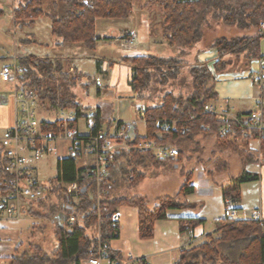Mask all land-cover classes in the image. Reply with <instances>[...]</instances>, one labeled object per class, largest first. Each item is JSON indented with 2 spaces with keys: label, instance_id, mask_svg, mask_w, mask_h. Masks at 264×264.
I'll return each instance as SVG.
<instances>
[{
  "label": "trees",
  "instance_id": "trees-1",
  "mask_svg": "<svg viewBox=\"0 0 264 264\" xmlns=\"http://www.w3.org/2000/svg\"><path fill=\"white\" fill-rule=\"evenodd\" d=\"M14 7L16 25L33 26L35 19L49 16L52 19V37L56 44H81L88 50H94L102 39L96 33L97 18L130 17L133 0H70L63 16L51 15L43 7V0H18ZM163 11L164 35L169 43L182 50L180 55L163 57L157 55H138L125 57L122 61L133 69L132 84L138 98H143L149 92L154 80L165 86L181 74L185 63V53L193 48L202 38L203 29L209 17L222 23L236 26L242 30L254 31L252 35L236 38L218 37L210 44L217 50V60L213 64L214 73L221 74L229 70L232 63L238 64L241 58L245 64L261 58L260 41L264 38V0H161ZM4 10L0 8V15ZM27 39L23 43H31ZM4 60V58H0ZM23 74L19 78L20 87L33 89L39 103L49 104L50 109L67 110L74 108L76 118L71 126L77 127L79 118L86 117L89 110L76 97L72 86L81 74L73 79L64 72L60 57L22 54L17 57ZM189 66L193 89L187 94H176L173 91L163 96L161 103L145 108L147 137L154 138L159 143L177 144L182 139H193L199 133L214 135L216 144L223 146H240L243 164L257 161L256 153L248 148V141L257 138V132L243 135L237 124L234 129L222 135L220 126L223 124L212 113L205 112L204 107L212 100L218 99L215 90V77L209 64L196 61ZM90 83V82H89ZM264 89V88H263ZM249 113L239 114L240 116ZM95 125L91 133L105 132L103 144L110 138L109 127L104 125L97 112L92 116ZM159 117L177 118L179 124L176 130H160L156 127ZM88 121V120H87ZM60 121L43 123L44 131L54 129ZM186 131L181 132L182 128ZM141 139L136 130L125 140V143H135ZM264 150V139L261 140ZM177 160L183 158V151ZM174 158L160 160L151 152L129 151L124 148L115 150V155L109 163L107 179L110 185H103L101 197L102 210H99L96 199L98 188L93 166H79L77 156L58 161V173L50 178L47 185L42 184L44 197L28 202L24 212L37 217L34 203H44L49 195H55L63 206L64 220L57 222L54 235L57 246L47 252L40 244L31 243L22 250L16 248L9 264H79L84 258L92 255L100 245H104L115 260L122 261L123 255L111 247L113 240L120 237L121 225L115 220L120 206L130 204L138 208V233L140 238L149 239L154 236V224L158 219H166V211L173 208H190L193 204L185 198L194 191L193 169L181 171L183 182L174 196H167L154 207L147 205V198L140 195L125 197L118 195L117 190L123 187H134L146 178L144 169L148 166L160 167ZM190 158H188L189 160ZM9 162L4 148L0 145V201L10 192L11 175L5 170ZM259 176L245 169L232 179L231 186L223 190L224 199H233L241 203L240 184L258 180ZM76 182L78 197L70 196L64 183ZM52 188V189H51ZM48 193V194H47ZM183 200V201H182ZM103 207H106L103 210ZM53 208V207H52ZM51 208V209H52ZM238 209V206H237ZM54 212L41 214L42 218L51 217ZM75 216V222L69 223V217ZM180 231L186 232L205 220L195 217L180 218ZM216 233L207 234V239L189 249H182L177 264H264V226L253 219L223 218L216 221ZM41 228V227H40ZM35 230V228H33ZM144 259V258H141Z\"/></svg>",
  "mask_w": 264,
  "mask_h": 264
},
{
  "label": "crops",
  "instance_id": "crops-1",
  "mask_svg": "<svg viewBox=\"0 0 264 264\" xmlns=\"http://www.w3.org/2000/svg\"><path fill=\"white\" fill-rule=\"evenodd\" d=\"M45 1L46 0H43V4ZM69 1L70 0H52V7L50 10L53 12L51 13L48 11L49 14L58 17L63 16ZM0 8L4 10L2 6H0ZM54 12L57 13L55 14ZM147 17L148 15H143V17H141L137 14L134 20L135 23L129 22L128 26H125L120 31V35L117 33H114L116 35L99 34V22L107 20L108 18H97L96 33L102 37V39L98 42L96 49L87 50L81 44H53L54 51L46 56L52 58L60 57L64 66V72L67 74H72L75 71L80 73L81 77H84L86 73L91 75V73L86 70L95 67L96 70L95 73H93V82L98 88V96H102L101 87L104 85V79L110 80V82L106 84V87H108L109 84H117L119 88L123 90H129L130 88L136 96L132 84L133 69L130 64L125 63L122 60L125 57L151 54H131L124 50L122 46H113L112 43L113 41H117L118 39L121 40L123 38L124 41L127 40V43L130 46L132 37L139 36L142 41L146 40V42L150 43L154 40L156 44L164 47V43H160V41L157 43L158 37L162 31L157 34L153 29L154 26L152 24H146L145 20L148 19ZM128 18L129 17L109 19L127 21ZM20 28L22 30L24 29L27 35L32 36L31 41L35 42L34 44L37 48H40V50L44 48L48 50L50 49V41L47 40L45 36H49V38L53 40L51 17L46 15L40 16L35 19L33 26H21ZM20 40H27L25 38V33ZM169 45L171 44L169 43ZM165 46L168 47V44H165ZM111 52L114 54L112 56L108 55ZM181 52L182 50L178 48L179 55ZM260 52L261 58H264V38L260 41ZM189 53L192 55L190 62H188L189 60L187 58ZM35 55L41 56L40 54ZM185 59L188 62L186 64H192L196 61L209 64L210 70L216 79L215 90L219 96L217 100L212 101H214L217 106H227L231 108L233 115L245 114L253 111L260 96L264 95L263 87L259 86L254 80V76H256L263 67L260 59L253 60L248 64L242 62L243 66H241V62H238L240 64L232 63L229 65V70L221 74L214 73L213 64L217 60V50L215 48H210V45L204 48L193 47L187 50L185 53ZM2 66H0V73ZM70 77L72 78L73 75H70ZM97 78H101L100 86L96 84ZM81 79H78V81L71 86L74 87L78 85L79 87L81 86L88 90L89 83H81ZM2 82L6 84L8 83L4 81ZM72 90L74 89L72 88ZM150 92L151 91L146 92L145 96L140 99H152ZM13 95L14 92L11 94L7 92L0 94V136L7 129L12 127L15 122V102ZM161 95L162 94L156 97L160 98ZM164 95H162V99L159 103L162 102ZM96 105L97 106L95 107L92 105H84L89 108L86 114L88 117H92L99 112L104 129H107L110 125L109 133L111 126L114 123L119 122L122 125H130V127L133 130H136L141 137L147 135L146 120L140 113V108L148 107L147 105L142 104L137 106L135 103H131V105L128 106L127 114L121 111L120 116L114 115L112 104L101 103V101H99ZM67 111L71 112L76 118V110L74 108L67 109ZM35 113L38 119L43 123H53L62 120L64 117V112L62 110L49 109L42 106L40 103L36 106ZM87 120L86 117L78 119L76 127L78 135L84 136L90 133V125ZM1 130L5 131L2 133ZM109 139H111V135ZM72 144L73 142L71 139L65 138L61 135L47 141V153L35 164V176L39 183L43 184L41 179L46 176L47 172H50L53 167H55L54 173H51L48 178L50 179L57 175L58 161L71 156L70 151ZM236 144H232V146L226 145L220 148L216 144L214 135L209 133H199L193 139H182L175 144L179 150L183 151V158L185 156L190 157L191 153H194V162H198V167L195 169L191 181V184L194 185V191L183 198L187 202L193 204L194 207L168 209L166 211V219H158L155 221L154 236L149 239H142L138 233V208L130 204L120 206L114 217L121 225L120 237L112 241L111 247L123 255L122 260L128 253H132L138 258H144L147 264H177L182 249L194 247L205 241L207 239V234L216 233V221L224 218L225 199L223 190L231 186L232 179L238 176L244 169L250 173L257 174L259 178L258 180L247 181L240 184L242 198L241 203L237 204L238 218L253 219L255 215H259L264 219V150L261 149V141L257 138L249 139L248 148L258 155L256 156L258 160L249 162L245 165L242 161L243 156H241L239 151L240 146H237ZM209 147L211 150L207 151ZM190 148L191 150H189ZM183 158L179 159L178 162H182ZM86 160L91 165L94 163L95 158L92 154H89ZM176 160L177 159H172L171 161ZM204 160L210 162L211 168L209 170L204 168V165L201 164ZM81 162L82 159H79V166H82ZM192 166L189 168H192ZM65 184L66 183L63 184L64 187ZM178 190L179 189L174 193L176 194ZM122 193L123 191L120 192V194ZM175 194H173V196ZM25 207L28 208V202H23L19 215L16 214L15 216H9L7 214H0V223L4 218V215H7L10 218H19L22 214H26L33 219V221L31 220L30 224L26 226V229L28 227L29 231L30 229L33 230V228L45 229L47 226L54 232L55 224L61 222L65 218L63 217L64 207H61L60 201L55 195L47 196L44 203H34L33 210L37 212V217L31 213L24 212ZM51 211L54 212L51 217L42 218L41 214H47ZM185 217L200 218L205 220V222L196 225L191 230L181 232L179 219ZM46 220H50L52 224H46ZM22 229L24 230V228ZM21 234L22 230L11 231L5 226L0 227V264H9L10 258L14 256L16 248L19 245H21L22 250H25L28 245L31 244L29 243L26 245L24 242H21ZM31 235L33 234L30 232V237Z\"/></svg>",
  "mask_w": 264,
  "mask_h": 264
},
{
  "label": "built area",
  "instance_id": "built-area-1",
  "mask_svg": "<svg viewBox=\"0 0 264 264\" xmlns=\"http://www.w3.org/2000/svg\"><path fill=\"white\" fill-rule=\"evenodd\" d=\"M87 2V0H84ZM264 27V24H263ZM134 36L130 43H133ZM13 63L4 64L1 68L0 77L4 82H14V102H15V122L12 127L7 129L0 136V145L4 148L5 154L9 162L5 166V170L10 173V192L0 201V214L9 216L19 215L23 202L35 201L44 197L45 192L42 184L38 182L35 176V164L47 153L46 143L54 137L61 135L71 139L73 144L70 155L77 156L78 160L82 159V166L90 165L86 158L92 154L95 158L93 164V173L96 176L98 185L96 191L97 204L99 210H102L101 197L104 193L103 185L109 186L111 183L107 179L108 167L110 161L113 160L115 150L124 148L129 151L151 152L160 160L177 159L180 151L173 143H159L154 138L147 136L141 137L138 142L125 143V140L131 136V128L127 124L114 123L110 129L111 139L100 144L105 138V132L99 131L97 134L78 135L76 127L71 126V122L75 120V116L67 111L56 127L57 131L50 129L44 131L43 122H41L36 113L35 108L39 104V97L33 89L23 90L20 87L19 78L23 74L22 67L18 64L17 57ZM261 65L264 66V58L261 59ZM254 80L259 86L264 87V69L254 76ZM96 84L101 85V78L96 79ZM205 112L212 113L217 120L224 122L220 126L222 135L231 132L234 125L237 124L242 130L243 135L247 136L253 132H257V139H264V95H261L257 101L256 107L249 115L240 116L233 115L231 108L227 106H217L214 101L207 103L204 107ZM73 112V111H72ZM74 113V112H73ZM141 115L145 118V108H140ZM90 128L95 125L93 117L88 118ZM179 124L177 118L159 117L156 119V127L160 130H176ZM186 131L182 128L181 132ZM85 160V161H84ZM67 193L70 196L78 194V185L76 182L65 184ZM106 207H103L105 210ZM237 204L233 199H225L224 218L237 220ZM255 220L261 222L264 226V219L259 215L254 216ZM75 216L69 217V223L75 222ZM79 264H147L144 259L128 253L122 260L118 261L111 257L104 245L90 256L84 258Z\"/></svg>",
  "mask_w": 264,
  "mask_h": 264
},
{
  "label": "rangeland",
  "instance_id": "rangeland-1",
  "mask_svg": "<svg viewBox=\"0 0 264 264\" xmlns=\"http://www.w3.org/2000/svg\"><path fill=\"white\" fill-rule=\"evenodd\" d=\"M19 3L18 0H0V6L4 8V13L0 15V58H4V60H0V66L3 64H10L13 63L15 60V57H18V55L22 54H40L41 56L45 57L46 55H49L50 52H53L54 41L49 38V36H45L47 40L50 41V49H42L37 48L34 44L35 42L31 43H23L21 41V37L25 33V38L32 40L31 35H27V33L22 30L20 25H16L14 20V7L17 6ZM52 0H46L43 4V7L45 10L49 12H53L51 9ZM55 13V12H54ZM57 13V12H56ZM55 13V14H56ZM140 15L143 17V15L147 16L148 19L145 20L146 24L150 23L154 26L155 32L157 34L161 32V34L158 37L157 43H164V47H161L159 44H156L154 40H152L150 43L146 42V40L141 39V37H135L133 44L129 46L127 43V40L124 41L122 38L121 40L118 39L117 41H113V46H122L124 50H126L128 53L131 54H151V55H160V56H177L178 48L176 46L169 45V41L167 40L164 33L163 28V11H162V4L161 0H133V11L131 13V16L128 18L127 21L125 20H117V19H107L99 22V34L101 35H116L114 33H117L120 35V31L125 27L128 26L129 22L135 23L136 16ZM17 26V27H16ZM203 38L194 46V48H204L208 45H210L215 38L218 37H227V38H236L239 36H245V35H252L254 34V31H248V30H242L239 29L236 26H231L222 23L220 20L215 19L213 17H209L208 21L206 22L204 29H203ZM23 33V34H22ZM163 34V35H162ZM49 38V39H48ZM54 44V45H53ZM165 44H168V47L165 46ZM30 46V47H29ZM119 48V47H118ZM88 50V49H87ZM8 52V53H7ZM114 53H110L108 55L112 56ZM9 55V56H8ZM191 53L188 55V62L191 61ZM243 60V61H242ZM185 59V63H188ZM241 63L244 62V59L241 58ZM89 64V63H88ZM240 64V63H238ZM89 66V65H88ZM239 66V65H238ZM237 66V68H238ZM243 66V63L242 65ZM236 68V69H237ZM96 68L93 67L90 70H86L87 72L91 73V75L87 74L84 77H80L81 83H89V89H85L84 87H79L78 85L72 87L74 90H72L75 94L77 99L83 104V105H92L97 106L96 103L101 101V103H109L113 106L114 115L120 116L121 111H123L125 114H127L128 106L131 105V103H135L138 105H147V106H153L160 102L162 99V95L166 94L169 91H174L176 94H187L192 91L193 85H192V76L190 75V69L189 66L186 64L179 77L175 80L170 81L169 84L162 86L157 81L154 80L151 87V96L152 99L144 98L140 99L137 96H135L132 92V90L129 88V90H123L119 88L117 84H109L108 87H106V84L110 82L108 79H104L103 83L104 85L102 88V96L97 95V86H95L93 79V73H95ZM76 76L80 75L77 72L74 71V73L69 74ZM72 77V79H73ZM14 82H8L3 83L0 79V94L3 93H9L11 94L14 92ZM161 97H156L159 96ZM45 107L49 108V104L46 103L44 105ZM50 109V108H49ZM71 109V108H68ZM6 130V129H5ZM5 130H1L2 133ZM208 143V142H206ZM191 150V148L189 149ZM211 150L209 147L207 151ZM191 152V151H189ZM188 158H190L188 160ZM176 161H169L164 163L160 167H154V166H148L144 169V172L146 173V178L141 181L139 184H137L134 187H123L119 190H117L118 195L125 196V197H132L138 194H142L140 196L146 195L144 197L147 198V205L149 207H154L155 205L159 204L162 199H164L167 196H173L175 194L174 192L179 189L183 182V176L181 175V171L192 170L193 174L195 172V169L198 167V162H194V153H191V156H185L182 160V162ZM194 164V165H193ZM201 164L204 165V168L210 169V162L208 160H204L201 162ZM180 165V166H178ZM193 165V166H192ZM200 165V164H199ZM184 166V167H183ZM192 166V168H189ZM54 168L50 172H47V175L44 176L41 179V182L43 184H48L49 178L51 173H54ZM53 171V172H52ZM123 191L122 194L120 192ZM78 194L74 196V198L77 199ZM33 221L32 217L26 214H22L19 218H10L7 215H4V218L2 219L0 223V227H7L9 230H22L21 234V242H24L26 245L29 243H36L43 245L44 249L47 252H51L53 249L56 248L57 243L55 239V235L53 230H50L49 227H45V229H37L33 231L26 226L30 224V221ZM45 222V221H44ZM46 224H52L51 221L45 222ZM24 228V230L22 229ZM30 232L33 234L30 237Z\"/></svg>",
  "mask_w": 264,
  "mask_h": 264
},
{
  "label": "bare ground",
  "instance_id": "bare-ground-1",
  "mask_svg": "<svg viewBox=\"0 0 264 264\" xmlns=\"http://www.w3.org/2000/svg\"><path fill=\"white\" fill-rule=\"evenodd\" d=\"M261 59H263V58H260V60H261ZM262 69H264V66L262 67ZM263 88H264V87H263ZM210 102H211V101H210ZM144 108H146V107H144ZM143 118H144V117H143ZM144 119H145V118H144ZM145 120H146V119H145ZM221 122H222V121H221ZM223 123H224V122H223ZM129 126H130V125H129ZM132 130H133V129L131 128V132H132ZM131 134H132V133H131ZM146 136H147V135H146Z\"/></svg>",
  "mask_w": 264,
  "mask_h": 264
},
{
  "label": "water",
  "instance_id": "water-1",
  "mask_svg": "<svg viewBox=\"0 0 264 264\" xmlns=\"http://www.w3.org/2000/svg\"><path fill=\"white\" fill-rule=\"evenodd\" d=\"M131 128V127H130Z\"/></svg>",
  "mask_w": 264,
  "mask_h": 264
}]
</instances>
